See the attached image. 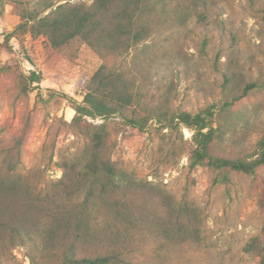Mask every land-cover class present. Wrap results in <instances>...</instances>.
Masks as SVG:
<instances>
[{"label": "rangeland", "instance_id": "obj_1", "mask_svg": "<svg viewBox=\"0 0 264 264\" xmlns=\"http://www.w3.org/2000/svg\"><path fill=\"white\" fill-rule=\"evenodd\" d=\"M24 1L41 14L64 2ZM153 2L151 36L108 62L136 78L147 104L191 112L215 105L221 134L216 151L253 158L264 136V0ZM19 22L9 1L0 16V41ZM11 44L14 52H0V161L20 143L21 172L43 190L61 177V160L83 152L86 138L70 127L72 99L83 100L88 79L105 60L80 40L56 49L45 37L26 34L12 37ZM33 70L42 80L25 94L20 74ZM225 73L231 78L227 88ZM251 82L258 86L225 107L226 97L233 99ZM111 127L114 158L144 186L137 203L160 209L164 199L188 200L202 218L197 242L173 246L141 233L131 254L135 264H259L244 246L253 236L264 241V165L255 174L232 172L228 182L216 183L210 168L190 165L191 129H164L155 121L143 131L118 121ZM0 264L31 263L21 247L1 257Z\"/></svg>", "mask_w": 264, "mask_h": 264}, {"label": "trees", "instance_id": "obj_2", "mask_svg": "<svg viewBox=\"0 0 264 264\" xmlns=\"http://www.w3.org/2000/svg\"><path fill=\"white\" fill-rule=\"evenodd\" d=\"M9 1L20 22L4 34L0 52H14L11 38L28 34L45 37L56 49L80 40L105 61L88 79L83 100L72 99L75 115L70 127L87 143L80 157L59 162L61 177L48 188L37 189L21 172L20 143L0 161V258L22 247L31 264H135L131 254L141 233L155 234L173 246L197 242L202 218L194 203L176 204L169 198L160 209L137 203L144 186L114 158L117 144L111 124L118 121L143 131L155 121L164 129H191L190 165L210 168L216 183L228 182L232 172L255 174L264 165V136L258 139L253 158L218 153L215 145L221 134L215 126V105L191 112L147 104L136 78L108 62L151 36L153 0H93L91 4L58 0L64 2L46 14L24 0H0V16ZM20 77L25 94L42 80L34 70ZM230 80L225 73V88ZM256 86L248 83L233 99L226 97L225 107ZM244 251L264 264V241L259 236L251 237Z\"/></svg>", "mask_w": 264, "mask_h": 264}]
</instances>
